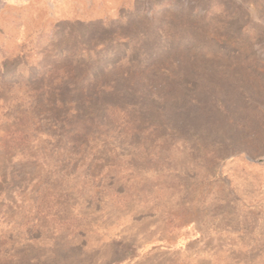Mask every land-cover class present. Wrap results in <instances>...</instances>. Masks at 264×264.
<instances>
[{"label":"rangeland","instance_id":"rangeland-1","mask_svg":"<svg viewBox=\"0 0 264 264\" xmlns=\"http://www.w3.org/2000/svg\"><path fill=\"white\" fill-rule=\"evenodd\" d=\"M0 264H264V0H0Z\"/></svg>","mask_w":264,"mask_h":264}]
</instances>
